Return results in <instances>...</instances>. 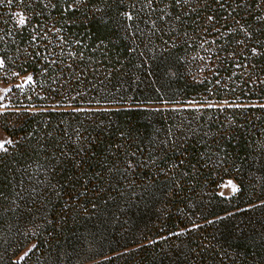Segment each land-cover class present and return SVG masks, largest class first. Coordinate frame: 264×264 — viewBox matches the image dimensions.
Returning <instances> with one entry per match:
<instances>
[{"label": "trees", "instance_id": "obj_1", "mask_svg": "<svg viewBox=\"0 0 264 264\" xmlns=\"http://www.w3.org/2000/svg\"><path fill=\"white\" fill-rule=\"evenodd\" d=\"M0 60L33 77L0 103V223L43 211L30 255L264 264V85L226 80L264 75V0H4Z\"/></svg>", "mask_w": 264, "mask_h": 264}, {"label": "rangeland", "instance_id": "obj_2", "mask_svg": "<svg viewBox=\"0 0 264 264\" xmlns=\"http://www.w3.org/2000/svg\"><path fill=\"white\" fill-rule=\"evenodd\" d=\"M19 19V17H18ZM216 28H212L211 31H215ZM205 34V32H204ZM60 37V35L58 36ZM209 51V50H207ZM210 52V51H209ZM215 67L213 66H208L207 68H201L199 71H202V77L206 79H213V76L217 73L214 70ZM43 72H45L43 70ZM81 73V71H79ZM263 72L261 73L260 69L256 68H249L246 67L244 69H235L232 72V76L230 79H226L228 81H232L233 83L239 84L240 80L242 78H254V79H260L261 83L264 85V75H262ZM16 73L14 71H11V73L8 72V69L6 70H1L0 71V103L5 101V98L8 94V92L11 90L12 87H27L29 86L31 82H28L26 80V77L28 75H32L31 72H27L23 75H19L16 79V81L13 80V76H15ZM254 82V81H251ZM7 88L9 91L5 92L4 89ZM241 95L248 96V92H242ZM4 107H1L0 110H3ZM10 140V137L0 128V141H7ZM8 143L4 144V149L5 150L6 146ZM231 181L232 184H229L228 182ZM232 185L236 186V189L238 190V185L235 180L228 178L225 179L218 187V193L221 196L224 197H230L237 191L233 192L232 190ZM32 199L34 198L33 195L30 196ZM16 201L11 202V205L8 207L9 212L5 210V213L10 214L11 213V221L9 223H0V264H6V260H12L13 262H23L27 260V257L30 256V259H28L29 264H47L45 261L46 259H43V257H39L36 253L33 255H30L35 246V241L33 239V235L38 231L41 225L44 224V213H33L30 214V211L32 210H26L24 209L25 212H14L15 207H17ZM79 206H76L78 208ZM28 212V213H27ZM42 217V219H41ZM28 219V220H26ZM118 225H122L119 223ZM197 227L198 223H193L191 226L187 227V229H190L191 227ZM186 228L181 229L180 232L182 233V237L185 240L190 241H198L201 239V235L193 230H187ZM197 236V237H196ZM98 238L95 239V241H105L103 240L101 236H97ZM208 237V236H207ZM131 248H127L124 250H121L117 253H126L130 250ZM27 252V255L25 256L24 254ZM121 255L118 259L109 261V257L115 254H107L103 256L101 259H106V264H111L113 262H122V263H128V261H124L125 258L127 257L126 255ZM23 257V259H21ZM48 260V259H47ZM230 260H228L227 256H222L221 259L217 261L216 264H229ZM50 264V263H49ZM53 264H60L59 262H55Z\"/></svg>", "mask_w": 264, "mask_h": 264}, {"label": "snow or ice", "instance_id": "obj_3", "mask_svg": "<svg viewBox=\"0 0 264 264\" xmlns=\"http://www.w3.org/2000/svg\"><path fill=\"white\" fill-rule=\"evenodd\" d=\"M3 2H4V0H0V3H3ZM7 2H8L9 4H11V3L13 2V0H7ZM21 2H22V0H21ZM149 2H151V0H149ZM180 2H181V0H176V3H177V4H180ZM221 6H223V5H221ZM13 15L19 17L18 24H19L20 26H26V25H27L28 21H27V18L25 17V15H23L22 13H13ZM123 15H125L128 19H132V17H131L128 13H126V12L123 13ZM161 19H162V17H161ZM176 19H179V17H176ZM208 19H209V20H212L213 18H212L211 16H209ZM252 51H253V53H255V52H256V49L253 48ZM2 66H3V60H0V67H2ZM69 67H71V65H69ZM32 79H33L32 75H28V76L26 77V80H27L28 82H31ZM4 91L7 92V91H9V89L5 88ZM164 103H167V102H164ZM224 103L227 104V101H224ZM207 106H208V107H214L215 105L208 104ZM0 107H4V105H0ZM260 107L264 108V105H260ZM156 111H160V109H156ZM5 143L10 144V143H12V141H11V140L0 141V149H4V144H5ZM128 166H129V167H132V166H133L132 163H131V161L128 162ZM228 183H229V184H232L231 181H229ZM232 190H233V192L237 191L235 185H232ZM194 227H195V225H194ZM33 247H35V246H33ZM24 255L26 256V255H27V252H26ZM21 259H23V257H21Z\"/></svg>", "mask_w": 264, "mask_h": 264}]
</instances>
